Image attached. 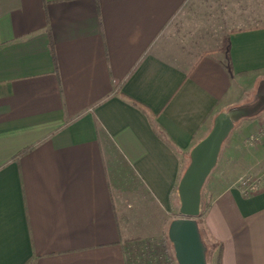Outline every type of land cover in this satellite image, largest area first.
Here are the masks:
<instances>
[{"label": "crops", "instance_id": "1", "mask_svg": "<svg viewBox=\"0 0 264 264\" xmlns=\"http://www.w3.org/2000/svg\"><path fill=\"white\" fill-rule=\"evenodd\" d=\"M186 1L0 0V264H128L124 186L169 209L215 115L264 92V25L197 53L167 34ZM202 219L220 264H264V188Z\"/></svg>", "mask_w": 264, "mask_h": 264}, {"label": "rangeland", "instance_id": "2", "mask_svg": "<svg viewBox=\"0 0 264 264\" xmlns=\"http://www.w3.org/2000/svg\"><path fill=\"white\" fill-rule=\"evenodd\" d=\"M261 25H264V0H187L170 25L172 31L167 34L172 43L179 40L185 47H194L199 53L203 48L223 45L230 31ZM185 37L190 41L184 40ZM233 109L241 114L234 118V126L223 141L216 164L201 189L198 227L206 246L207 264H216L218 248L203 227L206 203L222 189L236 183L240 176L264 170V140L252 142L248 139L251 133L264 128L253 129L244 121L264 114V92L259 85L246 90ZM124 187L125 193L118 195L117 203L123 221L128 264H177L175 260L167 259V255L174 257L167 227L173 218L179 216L177 186L171 193V206L167 210L150 200L138 185Z\"/></svg>", "mask_w": 264, "mask_h": 264}, {"label": "water", "instance_id": "3", "mask_svg": "<svg viewBox=\"0 0 264 264\" xmlns=\"http://www.w3.org/2000/svg\"><path fill=\"white\" fill-rule=\"evenodd\" d=\"M240 114L237 109L217 113L208 132L190 149L189 162L176 188L179 216L167 227V238L177 264H207L206 246L197 223L201 189L216 164L223 141L234 126V118Z\"/></svg>", "mask_w": 264, "mask_h": 264}, {"label": "built area", "instance_id": "4", "mask_svg": "<svg viewBox=\"0 0 264 264\" xmlns=\"http://www.w3.org/2000/svg\"><path fill=\"white\" fill-rule=\"evenodd\" d=\"M248 139L252 142L264 140V129L251 133ZM234 183L244 195H249L264 188V170L260 173H249L240 176Z\"/></svg>", "mask_w": 264, "mask_h": 264}, {"label": "trees", "instance_id": "5", "mask_svg": "<svg viewBox=\"0 0 264 264\" xmlns=\"http://www.w3.org/2000/svg\"><path fill=\"white\" fill-rule=\"evenodd\" d=\"M48 33H49V30H48ZM49 48H50V53H51V55H52V58H53V60L55 61V56H54V50H53V46H52V43L50 42V44H49ZM54 65H55V62H54ZM200 215H201V213H199V215H198V217H197V223L199 224V217H200ZM202 221H203V219H202ZM201 235V234H200ZM203 241V240H202ZM162 244V246H163V242H161L160 243V245ZM216 247L218 248V250H217V255H216V264H220L219 263V258H220V250H221V247H220V244L219 243H216ZM162 250H163V254H164V249L162 248ZM167 259H168V261H174L175 260V258L174 257H172V256H169V255H167ZM27 264H29V263H27Z\"/></svg>", "mask_w": 264, "mask_h": 264}]
</instances>
